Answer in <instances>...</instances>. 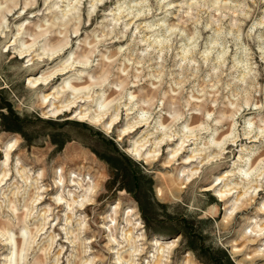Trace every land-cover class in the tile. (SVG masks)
Masks as SVG:
<instances>
[{"label": "rangeland", "instance_id": "obj_1", "mask_svg": "<svg viewBox=\"0 0 264 264\" xmlns=\"http://www.w3.org/2000/svg\"><path fill=\"white\" fill-rule=\"evenodd\" d=\"M73 59L88 62L32 82ZM70 84L83 88L61 90ZM74 95L73 110L117 114L113 130L63 108L44 117ZM141 118L148 127L136 126L142 121L122 131ZM163 129L177 133L156 145L152 164L130 154L146 130L158 137ZM191 131L197 138L171 153ZM200 147L201 155L180 163ZM21 166L27 180L16 172ZM3 169L0 264H151L159 244L164 264H264L256 257L264 249V0H0V177ZM177 174L175 194L159 198L157 189ZM69 176L92 186V204L74 209L67 224L59 210L31 238L54 197L70 200L75 187L62 189ZM35 178L49 190L25 218ZM219 189H229L223 200ZM131 207L136 223L126 241ZM135 245L143 253L126 262Z\"/></svg>", "mask_w": 264, "mask_h": 264}, {"label": "bare ground", "instance_id": "obj_2", "mask_svg": "<svg viewBox=\"0 0 264 264\" xmlns=\"http://www.w3.org/2000/svg\"><path fill=\"white\" fill-rule=\"evenodd\" d=\"M10 10H11L10 7H6V11H10ZM34 42H35V39L32 40L30 43H28L27 46H26V48L24 50L19 51V53H22L24 51L29 50L30 47L33 45ZM64 44L59 45V46L53 48L52 49V53L53 52L55 53L57 50L61 49ZM52 53H50V55ZM73 62H79V63H82V64H87L88 59H86V60H80V59H77L76 60V59H73V61L71 63H68L66 65H61L59 68L54 69L53 71L49 72L46 75H43L42 74V75H40L38 77H35L34 79H32V82H38L39 80L41 82L42 81H46L48 77H50L52 74H54L56 72H58L57 74H64L66 71L69 70V69L68 70H65V69L66 68H70L73 65ZM78 72H79V75L78 76H81L82 70H78ZM41 82H39V83L41 84ZM66 82H68V81H66ZM89 86H90V84H88L84 88H88ZM68 87L71 90L75 91V92L78 91L80 88H83V87H76L75 84H70L69 86L68 85H66V86L63 85L62 88H61V90L62 91H66L65 88H68ZM75 92H72V93H75ZM49 94L50 93L44 94L43 95V98H46ZM77 97H79V96L78 95H74L66 103L60 104V105H56V109H55V107H52V108L47 109L44 112V117L50 116V114H48L50 111L55 112V111L60 110L61 108H63V109H65V110H67V111H69L71 113L72 112L74 113L73 114L74 116L71 115V116H69V118H73L74 117V118H76L78 120H81V121L82 120H88L91 123L100 125L102 127V129L104 131H106V132H110V131L113 130L112 128H113V126H114V124L116 122L115 120L117 118V114H114L113 113V114H109L108 116L105 117V114L109 110L108 108H101V109L99 108V110L91 111L90 109H86V108L79 107V110H73L72 108L73 107L76 108V106L78 105V104H75ZM42 106L47 107V105H42ZM114 108L117 111L118 104H116V106ZM108 117H110V118L106 122V119H108ZM197 117H198L197 115H193V118H197ZM177 118H178V116H174L173 117V121H175ZM142 121H143V123H140V125H136V126L137 127L144 126V125H145V127H148L149 126L150 123L148 122L147 118H141V119H138L135 122H132L130 124H127L126 127L122 128V131H125V130L127 131V129L130 130L136 123H139V122H142ZM160 124H162V122ZM184 126H187V125L185 124ZM193 129H194V127H191L190 128V130H193ZM146 131L144 132L143 135H140L142 137L139 140L136 138V142L138 143V145L137 144L136 145L134 144L132 146V148L129 149V152H130V154L136 155L138 157H143V159H144L143 162L144 163H151V162L157 160V157H155V154H156L155 152L156 151H159V149H156V145L171 144L172 142L170 140H174L172 136H173V134H176L177 131L176 130H174V131H167V130L163 129L162 131L159 132L160 134H159L158 137H156L155 135H153V134H155L154 132H151L149 134L148 133L146 134ZM190 134H192V131L189 134H187V132H185L182 135H179V141H180V143L178 144L179 146L174 147L173 149H171V153L174 154V153L178 152V150H180L181 148H183V151H184L185 150V147L188 144L192 143L194 141V139L197 138V136H195V138H193V137H190L189 138V135ZM156 135H158V134H156ZM185 138H189V140L190 139H193V141L190 142V143H184L186 141ZM217 140L218 139H215V142H217ZM231 140H234V139H231ZM148 142H150V143L147 144ZM220 142H223L224 143L223 140H221ZM146 145H147V147H146ZM227 147H230V144L227 145ZM12 149L13 150L15 149L14 143L8 144L7 145V152H6V159L9 158V153L11 152ZM203 150H204L203 147L198 148L195 152L190 153L185 158H183V160H180V163L181 164H189V163H191L194 160V158L196 157L197 154H199V155L202 154V151ZM221 150H222V146L218 147L217 152H215L213 155L206 154L204 152L203 155L200 156L201 158L199 159V163H203L204 161L208 162L210 159H213L214 157H217V155L220 153ZM162 154L163 153H161V155ZM172 159H173V157L172 158H168L167 160H165L163 162V165L162 166L163 167H168L169 164L172 162ZM14 168H17V165H15ZM23 169H24V167L21 166V169L18 168L16 170V172H19L20 173V176H22V177H23V174L21 173V171ZM182 170L184 171V168ZM5 171H6V169H3V174L0 177V182L2 181L3 177L6 175V172ZM196 171H197V167L190 168V175L195 174ZM188 175L189 174L187 173L186 176L188 177ZM61 177H63V176H61V174H59V177H58L59 179H56L57 177L55 176V179H54V183H55V186H56L55 187V190L58 187L56 184H58V182H60ZM179 178H180V175L177 174L176 177L174 176V177H170V178L166 179L165 180L166 189H164V190H162L161 188H158L157 189V194L159 195V198H161V199L162 198H165V197L168 196V194L174 195L175 192L177 191L176 185L181 183V181H179ZM23 179L24 180H27L28 178H27V176H25V177H23ZM75 179H77V178H74V177H70L69 176V183H66L65 182L64 186L62 185V189H64L66 186H74L75 187V189H73V192L72 193H70V194L68 193L70 195V200H68L69 198H67L66 200H64L63 196H56V197H54V199L51 201V204L53 205V207H48V208L43 209V211L41 212L42 220L34 227V233L31 232V233H33L31 235V238H34L35 235H37L44 228V225L46 223H49V225H48L47 228L51 227L52 224H50V221H52L54 218H58L57 215H58L59 210L66 209L67 215L63 219L65 220V223L64 224H67V222H69V220L71 219L72 212H73L74 209H76L77 211H79V210H86L87 207L90 204H92V201H91V198H90V193L92 192V186L82 187L81 181L75 180ZM37 183H38L37 178H35L34 185H35V189L36 190L34 191L35 194L32 193L31 196L28 199L29 201L25 203V216H24L25 218L31 214V211H32V209L34 207L33 204L42 203V201L45 200L44 197L46 196V195L45 196H43V195L46 192L48 193L49 188L42 187L41 185H38ZM255 187H256V185H255ZM205 188L206 189H210V188L215 189L216 188V185L214 187H211V185H210V186H207ZM81 191H83V193L80 194ZM228 191H229V189H223V190L219 189L218 190V199L219 200L225 199L226 198L225 197L226 196V192H228ZM245 192H247L246 189L243 190V192L240 195L245 194ZM77 197H79V198H77ZM248 199H250V197ZM63 203H65V206H63ZM236 207H239V205H236ZM10 208H11V211H13V212L16 209L15 205H13V204H11V207ZM114 208H115L114 213L116 214L118 212L119 204L118 205H115ZM261 208H264V203H263V206ZM134 212H135V208H132V207L125 212V221H126V224H128V227L126 229L127 230L126 231L127 233H125V240L126 241H129L131 239V237H132V235H131L132 234V227H134V225L136 223V222H131L132 215L134 214ZM101 218H102L103 223H106V220H104L103 217H101ZM111 219L113 220V217H111ZM138 226H141V225L139 224ZM66 228L67 227H65L64 229H66ZM54 229H55V227H54ZM262 229H264V225L261 226L260 230H262ZM111 230H112V228H111ZM4 232H5L4 229H1L0 228V234L1 235H4L5 234ZM65 233H69L70 234L69 236H67V238H70L72 236V234H74V238H71L70 241L71 242H75L76 233H73L72 232V229H69L68 228ZM262 233H263V231H262ZM260 234H258L257 236H259ZM261 237H259V238H261ZM254 239H256V238H254ZM157 242L158 241L156 240L155 241V244ZM150 244L153 245V243H150ZM164 247H165L164 245L161 246L159 244V246L157 248L156 256H155V258H154V260H153V262L151 264H164V263H162V261H163L162 260V256H163L162 252L164 251ZM257 250H258V252H256V257H257V253H258V255H261V257L264 256V249H257ZM133 251H134V253H131L130 251L127 253L128 257L126 258V262L128 260H130V262H133L134 263V260H133V258H131V256L134 255V254L135 255H140V254L143 253L142 249H138V246H136V245L133 246ZM260 251L262 252L261 254H259ZM135 252H137V253H135ZM148 256H150V255H148ZM122 258H125V257L120 254L117 257V260L122 259Z\"/></svg>", "mask_w": 264, "mask_h": 264}]
</instances>
